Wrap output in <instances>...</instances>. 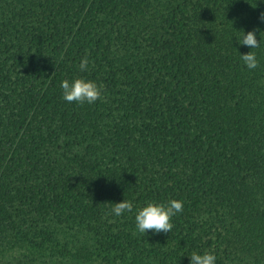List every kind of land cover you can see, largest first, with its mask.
I'll return each instance as SVG.
<instances>
[{"label": "trees", "instance_id": "trees-1", "mask_svg": "<svg viewBox=\"0 0 264 264\" xmlns=\"http://www.w3.org/2000/svg\"><path fill=\"white\" fill-rule=\"evenodd\" d=\"M261 13L264 0H0V264H264V42L238 39L264 36ZM78 77L103 98L65 101ZM171 199V232L140 233L138 211Z\"/></svg>", "mask_w": 264, "mask_h": 264}, {"label": "clouds", "instance_id": "clouds-1", "mask_svg": "<svg viewBox=\"0 0 264 264\" xmlns=\"http://www.w3.org/2000/svg\"><path fill=\"white\" fill-rule=\"evenodd\" d=\"M260 19L264 21V13H261ZM260 36L261 39L258 40L256 30L254 29L248 31L247 34L243 32L242 38L238 39L242 45L248 46L251 49H257L264 42V36L261 34ZM241 59L249 70L256 69L259 66L257 54L254 51L241 55ZM88 64L89 59L86 55L79 64L80 71H86ZM61 88L63 90L62 98L68 103L93 104L102 99L104 95L103 83L98 84L94 80H88L83 77L75 78L73 81L65 79L61 83ZM133 207L132 201L124 199L121 202L115 203L111 212L115 216H121L125 212H131ZM183 208L184 201L181 199H171L167 203L149 202L135 216L136 227L140 233H147L150 230L156 233L171 232L173 228L172 219L178 213H181ZM190 257V264H217V257L212 252L205 251L203 254L193 252Z\"/></svg>", "mask_w": 264, "mask_h": 264}]
</instances>
